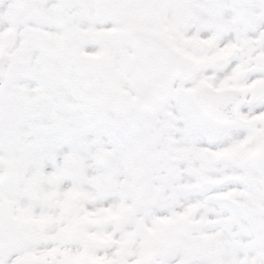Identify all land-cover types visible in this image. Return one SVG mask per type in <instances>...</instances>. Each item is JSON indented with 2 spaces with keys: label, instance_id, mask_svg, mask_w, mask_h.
Wrapping results in <instances>:
<instances>
[{
  "label": "snow or ice",
  "instance_id": "obj_1",
  "mask_svg": "<svg viewBox=\"0 0 264 264\" xmlns=\"http://www.w3.org/2000/svg\"><path fill=\"white\" fill-rule=\"evenodd\" d=\"M0 264H264V0H0Z\"/></svg>",
  "mask_w": 264,
  "mask_h": 264
}]
</instances>
